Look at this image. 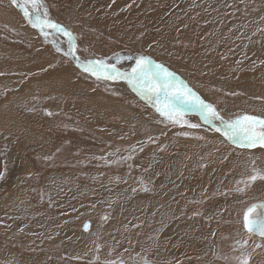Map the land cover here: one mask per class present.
I'll use <instances>...</instances> for the list:
<instances>
[{
	"label": "rangeland",
	"instance_id": "rangeland-1",
	"mask_svg": "<svg viewBox=\"0 0 264 264\" xmlns=\"http://www.w3.org/2000/svg\"><path fill=\"white\" fill-rule=\"evenodd\" d=\"M0 1L5 4L9 2V0ZM77 1L81 4V0ZM122 1L130 8L137 2V0ZM144 1L148 3L147 0ZM199 1L206 6L203 7L205 10L196 6L194 10L197 13L186 18L178 13L181 10L179 4L182 2L184 4V0H171L170 7L163 4V0H159L153 9L143 8L140 9L139 15L125 16L123 27L146 24V31L143 27L136 28L145 31L136 32L135 37L141 38L157 32L161 22L171 16L170 19L179 23L180 37L171 41L170 55L188 67L187 78H184L185 75L177 69L172 68V72H175L202 99L213 104L225 119H234L244 114L264 116L263 95L257 92L247 95L245 94L247 92L241 91L232 83L214 82L200 66H195L193 57L200 52L203 53L204 45H210L208 43L210 37L216 36V42L219 44H224L225 36L233 41L239 40L237 47L232 44L226 45L227 50L230 48L226 53L230 56L233 51L234 54L233 58L230 56L228 73L238 77L243 73L240 70V64H243L248 68H244L247 77L254 81L260 80L263 85L264 58L262 62L259 61L253 51L245 54L246 43L253 45L258 42V47L264 48L263 18L260 17L257 21L259 16L255 17V13H249L250 19L247 18L245 21L240 17L241 15L230 14L229 9L221 7L222 0ZM242 1L244 0H234L235 3ZM247 1H244V5H240L241 12L249 6L250 2ZM152 3L155 4L154 0ZM65 6L61 3L56 8L53 5L55 9L52 5L47 6L49 18L60 25L74 21L76 18ZM187 15L190 16L189 13ZM195 18L202 21H196L191 25ZM101 21L109 22L108 25L103 24L108 32V27H114L115 34L111 35L109 32L111 36L119 35L120 25L114 17H111L110 21L102 19ZM101 21L99 26L104 27ZM249 22L254 27H246ZM8 25V22L0 21V27ZM188 25L191 26L186 27ZM126 33L121 37L130 44L131 38L129 39ZM107 43L108 46L105 43L92 45L97 55L94 60L115 64L121 71L130 70L137 56H133L129 51H113L116 47L109 41ZM131 43L135 44L133 41ZM108 51L111 53L109 59L106 58L107 55L102 56V53L107 54ZM161 52L164 53L163 50ZM129 56L133 59H126ZM224 56L229 57L224 54L222 58H225ZM69 57L74 56L69 55ZM73 60L77 64L75 57ZM87 61L89 60L81 62ZM253 62L257 64L254 66ZM77 67L79 68H76L77 72L82 78L91 79L96 86L101 85L108 96L119 101L125 100L126 107L124 105L121 108L115 107L110 103V99L101 95L100 97L97 93L92 94L91 99L88 98V105L96 108L100 104L107 115L103 113L101 107H98V109L94 108L95 113L90 112L92 113L89 115L90 118L78 113L79 115L72 119V115H65V109L54 110L50 116L40 107V115L51 119L46 124L45 130L36 126L34 128L40 129L35 136L39 138L38 140L43 141L42 138L46 135L44 143L30 140L29 137L23 139L24 142L19 147L17 155L26 162L24 164L29 171L19 179L15 176L11 179L14 181L10 182L11 184L16 182L13 187L25 197V200L28 199L32 206L34 205V210L29 209L25 212L19 205V197H14L18 199L10 201L8 194L4 193L0 196L6 203L4 207H0V229L6 230L4 234L0 232V264H142L146 261H154L157 264H188L186 254L197 251L195 247L200 249L202 259L208 257L196 241L199 242L203 238L213 240L214 235L216 237L215 232L220 233V238L215 245L214 260L224 264H242L247 259L249 264L250 260L255 258L259 264H264V259L261 258L264 254L260 253L259 257H254L258 254L256 250L259 248L254 244L261 243L264 251V238L248 233L243 226V214L247 207L264 201V180L257 179L255 182L248 180L249 176L254 174V169L264 173V148L257 146L249 149L229 143L220 133L214 131L212 126L204 123L195 111H189L183 118L190 123L199 124L200 127L173 125L164 120L145 100L138 99V95L126 81L97 80L78 64ZM190 76L191 78L188 79ZM49 79L50 77L44 81L41 90L38 89L41 96L51 95L52 92L46 91H57L65 86L77 89L79 82H83H78L70 76L69 81L65 82L55 83ZM35 89L30 87L29 92L32 93ZM82 93L78 91L79 97H76L74 110L79 111L81 107L88 114V107L81 104L84 102ZM10 104L11 100L8 99L0 105V111ZM4 113H7L6 116L10 114L8 110ZM12 117L16 119L15 116ZM1 118L4 119L5 116ZM181 139L192 142L191 146L194 149L185 154V150L177 146L181 150L179 152L175 144ZM168 144L171 145V153L168 151ZM208 144L210 147L205 148ZM221 145L224 146L222 156L218 153L222 148L214 150ZM167 151L168 157H173L179 152L175 156L172 171L165 164L166 155L156 162L158 156ZM9 155L13 156L11 162H15L17 155L13 153ZM177 157L180 160H177ZM5 160L7 162V159ZM176 160L178 166L173 170ZM183 165L187 166L186 170L182 168ZM183 171L184 174L180 175ZM199 180L200 183L196 186H189V183ZM105 183L108 191L104 190ZM111 185L117 190L110 189ZM122 185L123 191H120L118 188ZM130 185L133 187V192ZM148 185H153L154 188L161 187L164 190L155 193L156 197L151 201L156 203L153 204L154 208L148 203L147 195L151 192L147 188ZM96 188H101L102 191L91 197L92 191ZM145 188L148 190L145 191ZM215 198L230 200L232 211L226 218L215 217V224L211 222L209 229H206L207 220L211 218L213 212L215 215H221L217 212ZM90 203H108L109 206L100 209L91 208ZM121 203L122 206L117 207V204ZM175 204L182 205L181 212L180 207L175 208V211H178L177 216L172 209ZM35 206L39 208L35 209ZM240 206L245 208L240 209ZM221 210L227 212L228 209L221 208ZM105 213L109 216L107 217ZM103 215H105L104 220H102ZM116 216L120 217L118 225H116ZM186 220H196L200 225L189 222L195 225L185 226V231L192 232L189 235L186 233L187 238L183 231L177 232L174 229H171L173 234L169 232L166 234L169 231L168 224ZM86 221L90 223L87 230L82 228ZM22 224L29 230L30 227L36 230L37 226L44 229L40 233L37 229L36 232H28L20 237L17 232H20ZM197 229L198 233H196ZM198 234L200 239L197 240ZM49 235H51L49 239L53 240L45 242L44 236L49 237ZM191 257L189 255L188 258ZM195 259L196 257L192 260Z\"/></svg>",
	"mask_w": 264,
	"mask_h": 264
},
{
	"label": "crops",
	"instance_id": "crops-1",
	"mask_svg": "<svg viewBox=\"0 0 264 264\" xmlns=\"http://www.w3.org/2000/svg\"><path fill=\"white\" fill-rule=\"evenodd\" d=\"M92 1H95V2H92ZM147 1L149 3L148 7H143L141 5V0H140L139 2H136L132 8H129V6H127L125 2H123L122 0H110V1L81 0V4L77 3L78 2L77 0L76 1L75 0H44V4L46 6L52 5V7L54 5L56 8V6H59V4L61 3L63 5L65 4L66 5L65 7L70 9V11L72 12V15H74L76 19L74 21H69V22L64 21L65 23H63L62 26H64L68 31H70L71 34L75 37V53H74L75 59L78 58L79 61L80 60L84 61V60H94V57L97 56L95 55L93 51L95 48L93 49L92 45L96 43H101V44L105 43L108 46V43H107L108 41L111 42V44L116 47V49H114L113 51H118V50L129 51L130 54H132L133 56H139V55L151 56L145 52L146 50L141 49V48H138V49L133 48L130 44L125 45V43H123L119 39V36L123 35L126 32L130 33L131 35L130 40L134 42L144 41L145 40L144 37L147 38L151 36L147 34L146 36L141 37V38L135 37L136 32L137 33L145 32L147 30L145 27L146 24L145 25L138 24L135 27H123V25L125 24L124 22L125 16L139 15L140 9H143V8L153 9V6L154 5L157 6L156 4L159 0H154L155 4L152 3L153 0L152 2L151 0L150 1L147 0ZM244 1H242L241 3H235V2L232 3V0H222L221 7L223 6V8L229 9L230 14L245 15V18H248L249 13H255V17L259 16L257 18V21L260 17L263 18L262 27H264V3H263L264 0H248L247 2H250L249 6L246 7L245 11L243 10L241 12L240 5L241 4L244 5L245 3ZM163 4L168 5L170 7L172 3H171V0H163ZM236 4H237V7H235ZM221 7H220V11H221ZM55 8L53 7V9ZM0 9L2 10V12L6 11L5 13L11 16V19H10V17L5 15L8 18L7 19L5 18L4 15H2V13H0L3 16L2 17L0 15V21H6L9 23L7 27H0V105H2L8 99L11 100V104L4 107L3 111H0V117L5 116V118L0 121V130H2L0 131V172H1L0 173V183H2V182H7V181L11 182L12 181L11 179H14L15 176L17 177V179H19V177L21 176V174L16 175V174L11 173V166L9 162L11 160L10 155H9L10 150L11 148L15 147V145H17L20 142L19 140H21L22 138L25 139L26 137H29L30 140L34 139V141L36 142L39 141L41 143H44V139L46 135L42 138L43 141H40L38 140L39 138L34 136L36 130L30 131V132L28 131L30 129H34L35 126L44 129L47 127L46 124H48L49 121H51L49 117H43L40 115L41 108H43L44 111L48 114L49 113L52 114V111L54 110L56 111V110L65 109L66 111L65 115H72V119L76 118L79 114H84L86 116L85 118H90L91 116L89 115H92V113L90 112L95 113L94 111L95 107L88 105L89 104L88 98H90L92 94H96V93L99 96L101 95L105 97L107 95V92L103 87H101V85L96 86L95 83L91 81V79L82 78L79 75L76 69L78 68L77 64L75 63V60H73L74 57H69V55L65 54L69 50V43H68V39L66 36L52 32L49 38L45 40V37L41 35L38 30L31 27L28 21L23 17V13L19 10L18 7L11 5L9 2L8 4H5V2L0 1ZM223 14L225 15V11ZM111 17H114L117 23L120 25L118 27L119 35L115 37L110 35V33L108 32V29H106L105 27L100 28L99 26L101 19L103 21L104 20L110 21ZM170 18L171 16L168 18V20H170ZM166 20H164L163 22H161L162 24L161 23L160 24L164 25L165 22H168ZM196 21H202V20L195 18L192 21L191 25L195 23ZM90 22L92 24H90ZM161 25H159L158 27H161ZM191 25H188L186 27H190ZM204 25H206L205 22H204ZM138 27H143V30L145 31L136 30V28ZM164 35L165 37H167L168 33L164 32ZM134 38L136 39L134 40ZM52 40H56L57 42L56 46L53 45ZM65 40L67 41V43ZM167 40L169 42V38ZM92 41H94V43H92ZM57 47L60 49L59 51L57 50ZM87 53H89L90 55ZM110 54L111 53L108 51L107 54L102 53V56L106 57L105 55H107L106 58L109 59ZM39 56H40L39 59L36 58ZM151 58L157 63H161L165 65L167 68H169L170 71H172V68H173L172 66L162 63L158 61L156 58H153L152 56ZM67 70L70 73H67L68 72ZM58 71H64L67 74H70L69 76L73 78L74 80H77L78 82L79 81H83V82H79L78 86H76L77 89H75L72 86H65L62 89L57 90V91H46V92H52L51 95H48L46 97L41 96L39 90L43 88L44 81ZM184 78H187V77H184ZM30 87L36 88L35 91L32 93L29 92ZM77 90L78 91L80 90L83 92L82 95H83L84 102L81 103L82 106L85 104L88 108L90 107L89 109L87 108L88 114H86L87 112H84V110H82L81 107L79 111L74 110V108L76 107L75 105L76 97H79ZM41 94H43V92H41ZM138 99H140L139 96H138ZM70 105H72V107ZM98 107H101L103 109V113L105 112V109L100 104H98L95 109H98ZM6 110L10 112L9 116L8 115L6 116L8 112L4 113L6 112ZM81 110L82 112H80ZM101 112L99 111V113ZM12 115L15 116L16 119H13ZM134 115L137 117H140V115H137V114H134ZM46 133L47 131H45V134ZM168 147H169L168 151L170 152L171 145L168 144ZM176 149L179 152L181 151L179 147H176ZM214 150H218V147L214 148ZM168 151L165 154L159 155L156 162H158L162 156L166 155L167 161L165 162V164L168 167H170V170L172 171L173 158L177 154H179V152L176 155H174V157H170V156L168 157ZM218 153H220V151ZM223 157L227 158L226 155H223ZM5 159H7V162ZM147 163H149V161ZM153 164H152V167H153ZM183 167L184 165L182 166V168ZM183 174H184V171L181 172L180 175H183ZM89 175L90 176L92 175L91 172L89 173ZM104 185H105L104 190L108 191L107 183H105ZM0 187H1V184H0ZM109 188L117 190V188L114 187L113 185L109 186ZM147 188H149L151 191L147 195L148 203L152 205L151 206L152 208H154L153 204H156V203L155 202L152 203L151 201L153 198L156 197L155 193L156 192L161 193L164 190L161 187L154 188L153 185L152 186L148 185ZM118 189L120 191H123V185L122 187H119ZM130 189L133 192L132 185H130ZM0 190L2 189L0 188ZM100 191H102L101 188H96L95 191H92L91 197L92 196L95 197L96 193ZM0 200L2 201L1 198ZM215 200L217 201V204H216L217 212H220L221 215L219 214L215 215V212H213L211 218L207 220L208 223H206L205 225L206 229H209V224L211 222L214 223L215 217L221 216L223 218H226L230 215L232 211L230 200L226 198H215ZM12 201H14V199ZM18 201L20 202L19 205L23 207V210L25 212L29 211V209L34 210V205L32 206L28 199H26L27 205H24L21 199H18ZM237 201H240V200H237ZM122 204L123 203L117 204V207L122 206ZM90 206L91 208L97 207L100 209V208L108 207L109 204L108 203L106 204L90 203ZM181 206L182 205H177V204H175L174 207L172 206V209H174L175 216H177V212H178V211H175V208L180 207V212H181L182 211ZM242 207L243 206H240V209ZM37 208L39 207L35 206V209ZM221 208L223 209L227 208L228 210L227 212H225L221 210ZM244 208L245 207H243V209ZM41 213L43 212L41 211ZM23 219L27 220L28 218H23ZM189 222H195V224L200 226L196 222V220L195 221H189V220L181 221V223L179 224L182 225V231L185 235L186 233H188V235L192 233L191 231L189 232L188 230L185 231V226L189 227L191 225H195V224L187 225ZM118 224H120V217L116 216V225ZM29 226H32V225H29ZM30 228L31 230L27 229L25 225L22 224V228L19 230L20 232H24L25 234H27L28 232H31V233L33 231L36 232L37 229H39V233H40L44 229L43 227L40 228V226H37L36 230L33 229L34 227H30ZM201 228H204V227H201ZM48 232H51V231H48ZM198 232L199 231L197 229L196 233ZM215 233H216L215 239L217 243L218 239L220 238V233L218 232H215ZM178 236H181V235L178 234ZM186 238H187V235H186ZM190 238H192V236H190ZM196 238L197 240L200 239L199 234L197 235ZM256 245H261V247L257 248V250L255 248L256 253L258 254H256V256L254 257L257 258L260 256V253L264 254V251H262L263 249L262 244H254V246ZM213 247L214 246L212 245L210 249L211 252L207 253L208 257H205L204 259H202L203 257H200L199 255L200 258L198 257V259L193 261L192 263H190V259L187 256L190 254V252L189 254L187 253L186 254L187 263L188 264H194V263L196 264H224L218 260L213 259L215 252H216V246L214 250H213ZM261 258L264 259V256H261ZM235 261L236 259L234 260V262ZM249 264H259V263L257 262V259L252 258Z\"/></svg>",
	"mask_w": 264,
	"mask_h": 264
},
{
	"label": "snow or ice",
	"instance_id": "snow-or-ice-1",
	"mask_svg": "<svg viewBox=\"0 0 264 264\" xmlns=\"http://www.w3.org/2000/svg\"><path fill=\"white\" fill-rule=\"evenodd\" d=\"M9 3L19 8L31 27L38 30L45 40L52 32L66 36L69 50L65 54L74 56L75 37L64 26L49 18L44 0H9ZM52 43L54 46L57 44L56 40H52ZM57 50L60 49L57 47ZM126 59L133 58L129 56ZM76 61L78 66L95 76L97 80L126 81L142 100H145L164 120L173 125L200 127L199 124L190 123L183 118L189 111H195L204 123L212 126L214 131L220 133L229 143L242 148L251 149L257 146L264 148V116L244 114L234 119H225L213 104L202 99L175 72L157 63L151 56L135 57L134 66L126 71H121L115 64H108L104 60L81 62L76 58ZM183 134L187 135V133ZM253 173L248 178L250 182H255L257 179L264 180V173L256 169ZM257 209L259 212L253 216ZM243 226L248 233L264 238V201L252 204L244 211ZM84 227L87 230L89 226L85 224ZM242 264H248L247 259Z\"/></svg>",
	"mask_w": 264,
	"mask_h": 264
},
{
	"label": "bare ground",
	"instance_id": "bare-ground-1",
	"mask_svg": "<svg viewBox=\"0 0 264 264\" xmlns=\"http://www.w3.org/2000/svg\"><path fill=\"white\" fill-rule=\"evenodd\" d=\"M107 1H110V0H107ZM140 1V0H137V2ZM150 1V0H149ZM92 2H95V1H92ZM116 2V1H115ZM232 2L234 3V0H232ZM149 3L145 2L144 0H141V5L143 7H147ZM96 5V4H95ZM115 5V4H114ZM132 5V4H131ZM162 5V4H161ZM183 5V6H182ZM201 5V7H200ZM93 6V4H92ZM112 6V5H111ZM116 6V5H115ZM196 6L199 8V9H204L206 6L204 4H202L199 0H184V4L183 2L180 4V8L181 10L178 11V13L180 14V16H182V14L186 17V18H189L191 17L192 15L196 14L197 12L194 10L196 8ZM98 7V6H97ZM137 7V6H136ZM204 7V8H203ZM128 8V7H127ZM130 8V6H129ZM128 8V9H129ZM138 8V7H137ZM136 8V9H137ZM96 9V8H95ZM205 10V9H204ZM209 10V9H208ZM4 11V10H3ZM131 11V10H130ZM6 12V11H5ZM5 12H2V10L0 9V13H2V15H6L8 17H10L11 19V16H9L8 14H6ZM206 12V11H205ZM127 13V12H126ZM190 14V16H188L187 14ZM81 14V13H80ZM115 14V13H114ZM1 15V14H0ZM1 15V16H2ZM12 15V14H11ZM117 15V13H116ZM159 15V14H158ZM5 16V18H7ZM3 17V16H2ZM155 17V16H154ZM240 17H243L245 19V21L247 20V18H245V15H241ZM250 17V16H249ZM95 18V17H94ZM120 18V17H119ZM172 18V17H171ZM8 19V18H7ZM250 19V18H248ZM13 20V19H12ZM97 20V19H96ZM112 20V19H111ZM233 20H234V17H233ZM168 22H165L164 25H161L160 29H158L157 32H155L154 34H152L151 36L145 38L144 41H137L135 42V44L133 45L131 43V41L129 40V43L133 46V48H141V49H144L146 50L145 52L147 54H150L151 56H153L154 58L156 59H159L160 62H163L165 64H168L170 66H172L174 69H177L179 71L182 72V74L185 75L186 77V71L188 69L187 66H185L182 62L178 61V60H175L171 55H170V52H171V41L175 40V38H179L180 37V27H179V23L175 20V22L170 19V20H166ZM232 21V20H231ZM117 22V21H116ZM102 25L103 24H106L108 25V21H104L102 22ZM112 23V22H111ZM113 24V23H112ZM250 22L247 23V26L246 27H254V26H250ZM261 25V24H260ZM104 27H106L105 25H103ZM117 27V26H115ZM102 28V27H100ZM107 28V27H106ZM109 28V32L112 34H115L113 32L114 30V27H108ZM141 28V27H140ZM262 28V27H261ZM138 29V28H137ZM255 29V28H254ZM103 30V29H102ZM142 30V29H141ZM164 32H167L168 33V36L165 37L164 35ZM253 33V32H252ZM127 35H129V39H130V33H126ZM116 36V35H115ZM248 36V35H247ZM169 38V42H168V39ZM244 38V37H243ZM120 40L125 43V45H127V41H125L121 36H120ZM142 40V39H141ZM217 41V38L216 36L214 37H210L209 40H208V44L204 45V51L203 53H198L197 56H193L194 59H195V66H200L202 68V71L204 72H207V75L211 78H213L214 82H217V81H226L229 82L230 84H234V86L238 89H240L241 91L243 92H247L245 94L247 95H251V93H254V92H257L259 93L260 95H263L264 96V84L261 85V82L259 81H254L253 79L250 80L247 75H246V69L244 70V68H247V66L244 67L243 64H240V70L243 72L241 73L238 77H235V75L231 74V73H228V68L230 66V61H231V58L230 56L233 58L234 54H233V51L231 52L230 56L226 53L228 50H227V46L228 44H232L233 46L237 47L238 45V41H233L231 40V38L229 37H224V44H219L216 42ZM134 43V41H133ZM247 46V50H246V53L245 54H248L250 52H254V54L257 55V57L259 58V61H263V58H264V48H259L258 47V42L257 43H254L253 45L250 44V43H246L245 44ZM251 45V46H250ZM246 48V47H245ZM236 49V48H235ZM40 50V49H39ZM164 51V53H162L161 51ZM227 50V51H226ZM136 52V51H135ZM226 54L227 56L229 57H226L224 56L225 58H222V56ZM222 55V56H221ZM251 55V54H250ZM253 55V54H252ZM242 56V55H241ZM252 58H254L253 56H251ZM36 58H40L39 57H36ZM251 58V59H252ZM248 59V58H246ZM250 60V59H249ZM254 60V59H252ZM38 61V60H36ZM258 61V62H259ZM192 62H194L192 60ZM254 63V62H253ZM37 64V63H36ZM47 64V63H46ZM257 63H254V66L256 65ZM38 66V65H37ZM40 67V65H39ZM61 68V67H60ZM255 68V67H254ZM248 69V68H247ZM231 70V69H230ZM250 70V69H249ZM68 71V70H67ZM67 73H70L69 71ZM66 72L64 71H58L56 73H54L52 76H50V81L51 82H59V81H62V82H65V81H69V75L70 74H67ZM191 78L188 77V79ZM48 80V81H49ZM223 82V83H224ZM258 83V84H257ZM204 92V91H203ZM205 93V92H204ZM203 93V94H204ZM206 94V93H205ZM207 95V94H206ZM106 98L110 99L111 100V104H113L115 107H120L126 103H124L125 100H117V99H114L112 98V96H108L106 95L105 96ZM229 105V104H228ZM125 106V105H124ZM234 106V105H233ZM129 108V106H127ZM230 107V106H229ZM232 107V106H231ZM235 107V106H234ZM242 107V106H241ZM119 109V108H117ZM228 110V109H227ZM123 118H126V116H123ZM1 117H0V121H1ZM9 127V126H8ZM35 131V129H30V131ZM37 131H40V129L36 130ZM35 132V135H37V133ZM40 136V135H39ZM41 137V136H40ZM20 142L15 145V147L11 148L10 150V153H13L14 155H17L18 154V150H19V147L22 145V143L24 142L23 138L21 140H19ZM176 147L177 146H180L182 147L184 150H185V154L187 152H189L191 149H192V146L193 143L188 141V140H183L181 139L179 142H177L176 144ZM207 147H210V144L206 145L205 148ZM174 148V147H173ZM218 148H222V150L220 151V156L222 151H223V148L224 146L221 145V146H218ZM194 149V148H193ZM192 149V150H193ZM191 150V151H192ZM171 153V152H170ZM227 153H228V149H227ZM184 154V155H185ZM174 157V156H173ZM10 158L12 159L13 156L11 155ZM16 158V161L15 162H10V166H11V173L12 174H27L28 171H29V168L24 164L26 163L21 157H19V155L15 156ZM174 160H175V157L173 158V162H172V167L174 165ZM177 160H180L179 157H177ZM177 160H176V165H175V168L173 170H175L178 166V163H177ZM23 161V162H22ZM168 163V162H167ZM187 169V166H184V170ZM1 173V172H0ZM5 174V173H4ZM14 181V180H13ZM11 181V182H13ZM200 183V180L199 181H194V182H191L189 183V186H196L197 184ZM1 184V189L0 190V196L1 194H4L6 193V195L8 194L9 195V200L12 201L13 199H15L16 197H19L22 202L24 203V205H27V202L25 200V197L19 193L14 187L13 185L15 183H10L9 181L8 182H2L0 183ZM15 197V198H14ZM8 201V200H7ZM85 204V203H84ZM6 205V203H4V201L0 200V207H4ZM74 205V204H73ZM83 206V205H82ZM81 206V207H82ZM167 207V205H166ZM84 211V210H83ZM148 211V210H147ZM259 212V209H257V212L256 213H253L252 215L255 216L257 213ZM78 214V213H77ZM106 216L108 217L109 214L108 213H105ZM82 215V214H81ZM82 217V216H81ZM105 219V215H103L102 217V220ZM66 220V219H65ZM69 222V221H68ZM181 222H178V221H175V222H172L171 224H168V227H169V231H167L166 234H171L172 231L171 229H174L175 231H179L181 232L182 231V225L179 224ZM69 224V223H68ZM90 224V223H89ZM192 223H188L187 225H191ZM95 228V227H94ZM168 229V228H167ZM56 230V229H55ZM113 231V230H112ZM0 232L2 234H4V232H6V230H3L2 228L0 229ZM20 236H23L25 235L24 232H17ZM53 233V232H52ZM175 233V232H174ZM15 234V233H14ZM173 234V233H172ZM55 235V234H54ZM51 235L48 236H44L43 240L44 241H52V239H49ZM26 237V236H24ZM27 239V238H26ZM25 239V240H26ZM48 239V240H47ZM197 244H199V247L205 251L206 253H209L210 252V249H211V246H215L216 245V240H215V235H214V238L213 240H210L208 238H203L202 240H200L199 242L196 241ZM192 243V242H191ZM211 245V246H210ZM194 247V246H193ZM195 249L197 251H193V252H190L189 255H191L192 257L189 258L191 261L190 263H192L193 261H195L196 259H198L199 255H200V249L199 248H196ZM214 249V247H213ZM198 252V253H197ZM188 255V257H189ZM196 257L195 260H192ZM121 262V261H120Z\"/></svg>",
	"mask_w": 264,
	"mask_h": 264
},
{
	"label": "water",
	"instance_id": "water-1",
	"mask_svg": "<svg viewBox=\"0 0 264 264\" xmlns=\"http://www.w3.org/2000/svg\"><path fill=\"white\" fill-rule=\"evenodd\" d=\"M85 224H88V226H89V222L86 221V222L84 223V225H85ZM84 225H83V227H82L83 229H85ZM117 264H118V263H117ZM142 264H145V262H143ZM147 264H157V263L147 262Z\"/></svg>",
	"mask_w": 264,
	"mask_h": 264
},
{
	"label": "flooded vegetation",
	"instance_id": "flooded-vegetation-1",
	"mask_svg": "<svg viewBox=\"0 0 264 264\" xmlns=\"http://www.w3.org/2000/svg\"><path fill=\"white\" fill-rule=\"evenodd\" d=\"M53 240V239H52ZM261 244V243H260ZM254 253V252H253Z\"/></svg>",
	"mask_w": 264,
	"mask_h": 264
}]
</instances>
